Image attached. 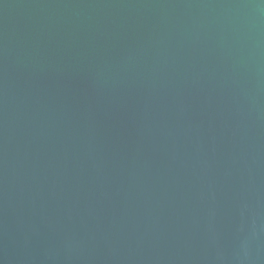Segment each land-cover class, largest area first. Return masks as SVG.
I'll list each match as a JSON object with an SVG mask.
<instances>
[{
	"label": "water",
	"instance_id": "95a60500",
	"mask_svg": "<svg viewBox=\"0 0 264 264\" xmlns=\"http://www.w3.org/2000/svg\"><path fill=\"white\" fill-rule=\"evenodd\" d=\"M0 264H264V0H0Z\"/></svg>",
	"mask_w": 264,
	"mask_h": 264
}]
</instances>
